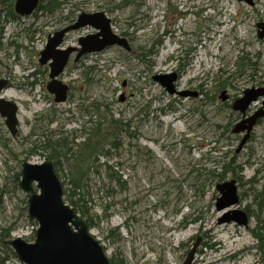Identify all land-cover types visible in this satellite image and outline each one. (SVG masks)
I'll return each instance as SVG.
<instances>
[{
    "label": "rangeland",
    "instance_id": "1",
    "mask_svg": "<svg viewBox=\"0 0 264 264\" xmlns=\"http://www.w3.org/2000/svg\"><path fill=\"white\" fill-rule=\"evenodd\" d=\"M61 1L52 14L38 11L16 20L0 10V79L9 81L0 97L17 104L19 123L13 137L0 115V229L8 226L9 238L33 240L37 223L27 220L14 173L23 161L40 163L47 157L45 151L30 155L35 134L59 131L70 139L93 111V123L103 127L120 120L127 133H118L119 148L106 146L112 153L108 163L98 157L80 187L72 182L76 171L62 160L57 174L64 188L84 195L93 217L90 232L110 261L181 264L200 237L193 264L210 258L218 260L215 264H264V240L254 235L264 220V118L237 152L242 134L231 132L241 117L232 102L246 88L264 87V39L255 26L264 22V0L252 6L236 0ZM101 11L130 50L114 44L77 62L71 57L60 77L70 90L63 103H56L46 90L49 68L39 64V51L49 34L70 24V17ZM95 31L89 26L70 31L65 44L75 45L81 35ZM239 55L251 65L237 68ZM171 72L178 75L177 91L197 95H169L153 80ZM231 158L235 176L221 168ZM109 164L125 188L110 178ZM228 180H235L239 202L217 211V185ZM231 209L248 212L246 227L219 221Z\"/></svg>",
    "mask_w": 264,
    "mask_h": 264
},
{
    "label": "water",
    "instance_id": "2",
    "mask_svg": "<svg viewBox=\"0 0 264 264\" xmlns=\"http://www.w3.org/2000/svg\"><path fill=\"white\" fill-rule=\"evenodd\" d=\"M252 6L254 0H236ZM39 0H15L14 12L19 16L32 14L38 7ZM1 10V6H0ZM110 20L104 12H81L69 25L59 28L48 35L44 48L39 51V64L49 68L46 90L53 94L56 103L66 100L69 89L59 77L67 65L70 55L76 51L75 60L82 58L87 53L102 51L105 47L114 44L127 51L130 45L126 37L112 33ZM93 27L96 31L92 34L81 35L77 45L63 46L64 36L70 31L81 27ZM257 37L264 39V22L255 24ZM177 73L158 74L153 80L161 84L167 93L182 96H196L197 93L177 91L174 82ZM5 79H0V93L7 86ZM241 97L232 102V110L238 111L241 117L234 123L232 133L243 135L237 144L239 151L251 136V131L257 121L264 118V87L246 88ZM228 95L223 89L220 93L222 101ZM258 98H262V106L252 114L247 115V109ZM18 106L13 101L0 97V115L4 118L9 133L15 137L18 130ZM19 188L27 194V216L37 223L36 233L32 241H25L21 237L4 239L17 260L23 264H111L106 256V250L90 232V228L75 208L65 201L63 196L64 186L56 175L54 165L50 159L40 163L23 161L21 164ZM220 196L217 198L216 210H223L229 206L237 205L238 188L235 180H228L217 185ZM1 200V199H0ZM221 222L235 221L238 225L247 226L249 216L245 210L231 209L226 212ZM200 237L192 243L187 256L181 264H193L195 254L200 246Z\"/></svg>",
    "mask_w": 264,
    "mask_h": 264
},
{
    "label": "trees",
    "instance_id": "3",
    "mask_svg": "<svg viewBox=\"0 0 264 264\" xmlns=\"http://www.w3.org/2000/svg\"><path fill=\"white\" fill-rule=\"evenodd\" d=\"M38 4L39 5L37 9L34 11V15H36L38 11L52 14L56 12L63 3L61 0H39ZM0 6L1 10L4 11V18L9 17L10 20L19 19V16L14 12V5L12 3V0H0ZM66 19L69 18L67 17ZM70 21H73L71 17L69 19V22ZM3 22L4 21L2 20V16H0V45L2 40L4 39V27L2 25ZM237 59V68L243 69L245 66L251 65L249 59H247L245 56L240 57L239 55ZM95 107L98 108L97 106ZM88 112V121H85V123L78 130L79 132H72L70 134V139H68L67 135H63L65 132L62 133L59 131H53L50 133H45L44 131H42L41 134H35L34 139L30 141V144L32 145L29 151L30 155H33L35 153L42 154L43 151H45L48 154L45 159H50L52 161L56 175H58L57 169L59 160H62L66 164H69V167L73 168V170H75L77 174L76 178H74L72 181L76 187L79 183H81L82 180H84V178L88 176L89 168L95 167L98 157H105V163H108L107 161L112 156V153L111 151H109V149L106 150L105 147L109 145L110 148H119V142L117 143L116 140L118 133L121 131L127 133V131L123 128V125L120 123V120L111 119L107 127H103L102 122L100 121H96L95 123H93V111ZM51 120H49V122ZM86 123L88 124L86 125ZM233 164L234 160H232V158L227 162L224 160L221 165V168H223L224 170L223 173L226 174L227 172H230L232 176H235L236 167H234ZM111 167L112 165H107V168L110 169V178L115 179V183H117V186L119 188H125L126 183L120 179V176H118L117 172L111 170ZM20 171L21 169L15 172L13 176L15 187L18 189H21L18 186L21 178ZM78 187L80 186L78 185ZM2 194L3 189H0V198H2ZM23 194L25 198L24 209L27 211V194L25 192H23ZM76 194L78 193L74 191V189H71V187L64 188L63 196L65 198V201L75 208L78 215L83 218L87 226L90 228V226L93 224V217L89 213L90 209L88 208V206H86L87 200L84 198V195L82 193L78 194V197L76 196ZM27 220H29L31 223H34L32 220L28 219V217ZM262 229H264V220L259 221V225L255 229L257 231L256 233H254L255 237H257V239L260 240L263 244L264 234L262 233ZM10 233L11 231L8 226L0 229V264H14L12 262L16 260L14 252H12L10 247L3 242L4 239L10 237ZM259 246L261 247V249L263 248L261 244ZM111 264H114L113 260H111Z\"/></svg>",
    "mask_w": 264,
    "mask_h": 264
},
{
    "label": "flooded vegetation",
    "instance_id": "4",
    "mask_svg": "<svg viewBox=\"0 0 264 264\" xmlns=\"http://www.w3.org/2000/svg\"><path fill=\"white\" fill-rule=\"evenodd\" d=\"M253 4H254V3H253ZM253 4H252V5H253ZM70 23H71V21H70ZM68 25H69V24H68ZM66 38H67V34H65V36H64V43H63V46H70V45H66V44H65ZM77 40H78V39H77ZM77 40H76V44H75L76 46H78V45H77ZM75 55H76V51L72 52L70 56L73 57V60H74L75 62H77V61H79L80 59H79V60H75ZM71 57H70V59H71ZM70 59H69V61H70ZM69 61H68V62H69ZM67 64H68V63H67ZM65 67H66V66H65ZM47 68H48V67H47ZM63 72H64V71H63ZM60 77H61V76H60ZM60 77H59V78H60ZM6 81H7V80H6ZM7 82L9 83V81H7ZM8 83H7V86H8ZM7 86H6V87H7ZM68 88H69V85H68ZM224 90H225V89H224ZM225 92H226V90H225ZM226 94L228 95L227 92H226ZM3 96H4V95H3ZM227 98H228V97H227ZM261 99H262V98H261ZM250 106H251V105H250ZM261 106H262V102H261V105H260V106L254 108L253 111H251V112L254 113V112L257 111V109H259ZM249 108H250V107H249ZM249 108H248V109H249ZM248 109H247V110H248ZM247 112H248V111H247ZM252 113H249V114H252ZM249 114H247V115H249ZM261 119H262V118H261ZM259 120H260V119H259ZM251 132H252V131H251ZM250 134H251V133H250ZM250 138H251V136L249 137V139H250Z\"/></svg>",
    "mask_w": 264,
    "mask_h": 264
},
{
    "label": "bare ground",
    "instance_id": "5",
    "mask_svg": "<svg viewBox=\"0 0 264 264\" xmlns=\"http://www.w3.org/2000/svg\"><path fill=\"white\" fill-rule=\"evenodd\" d=\"M218 260H215L214 258H210L208 261H204V264H215Z\"/></svg>",
    "mask_w": 264,
    "mask_h": 264
}]
</instances>
